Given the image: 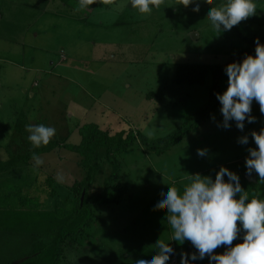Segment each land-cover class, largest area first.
<instances>
[{"label": "rangeland", "instance_id": "rangeland-1", "mask_svg": "<svg viewBox=\"0 0 264 264\" xmlns=\"http://www.w3.org/2000/svg\"><path fill=\"white\" fill-rule=\"evenodd\" d=\"M213 2L219 6L224 0ZM254 2L256 13L249 18L264 17V0ZM181 3L162 0L151 13H139L130 0H94L83 9L78 0H0V161L31 150L28 124L54 127L51 139L60 143L78 144L79 125L91 122L111 134L132 128L154 139L202 109L215 77L211 73L204 85L177 84L178 65L220 66L248 50L254 55L250 42L230 37L238 30L264 43V24L247 18L233 27L234 33L233 28L217 33L206 17L212 4L201 2L199 12H193L192 4ZM220 79L222 93L227 87L224 72ZM219 108L198 132L162 155L140 142L120 154L125 199L98 210L91 241L86 248L76 242L69 246L64 261L135 264L155 253L153 242L159 238L175 251L167 264H180V253L195 249L188 241H170L166 208L157 206V200L167 186L182 191L188 174L214 179L224 166L239 176L250 197L264 198V181L255 173L249 181L245 168L247 149L256 147L251 132L264 127L259 105L253 102L256 120L245 121L242 132L234 122L228 129L217 126ZM22 117L25 122L18 129ZM243 135L249 137L247 145L237 142ZM200 148L207 150L206 156L197 155ZM105 152L102 147L94 157L101 170L91 195L103 190L104 179L114 171ZM40 158L42 165L13 168L0 181L10 180L31 199L54 207L58 196L49 195L50 177L63 190L82 180L85 170L80 155L65 148Z\"/></svg>", "mask_w": 264, "mask_h": 264}, {"label": "clouds", "instance_id": "clouds-1", "mask_svg": "<svg viewBox=\"0 0 264 264\" xmlns=\"http://www.w3.org/2000/svg\"><path fill=\"white\" fill-rule=\"evenodd\" d=\"M93 2L78 0L79 9ZM161 2L130 0L131 7L139 13H151ZM201 2L213 5L206 17L217 33L230 31L242 20L255 15L257 9L254 0H224L219 6L213 0H182L181 5L192 4V11L199 12ZM254 44V55L246 54L240 61L228 63L223 68L227 87L215 94L222 116L218 127L228 129L230 122H234L242 132L245 121L254 123L256 120L251 115L253 102L259 105L260 114L264 116V43L256 38ZM25 131L33 148L47 145L56 133L54 127L43 123L28 124ZM251 137L256 147L247 149L246 174L255 173L264 181V127L259 132L252 131ZM248 140V135H243L237 142L247 145ZM206 154V149H197L198 156ZM31 159L34 168L44 163L35 152ZM185 179L182 191L167 186L157 200V206L166 208V221L172 231L170 241L178 244L188 241L195 249L191 253L181 252L180 264H194L205 257L208 264H264V198L250 197L242 188L239 176L224 166L215 172L214 179L200 173L188 174ZM234 240L242 242L233 245ZM153 243L155 253L136 260L135 264H167L175 255L169 242L157 238ZM222 246V253L214 251Z\"/></svg>", "mask_w": 264, "mask_h": 264}, {"label": "trees", "instance_id": "trees-1", "mask_svg": "<svg viewBox=\"0 0 264 264\" xmlns=\"http://www.w3.org/2000/svg\"><path fill=\"white\" fill-rule=\"evenodd\" d=\"M248 19L264 24V17ZM234 30L235 28L232 29L233 33ZM230 38L248 41L252 48H255L254 39L259 38L262 42L260 37L246 36L238 30ZM246 54H250V50ZM242 58L243 56L239 54L228 63L240 61ZM228 63L220 66L178 65L175 72L177 84L204 85L211 73L215 81L211 85L210 98L206 105L165 136L151 139L141 131L132 128L111 134L92 122L84 123L78 128L81 135V141L78 144L60 143L59 140L50 139L47 145L39 148L32 147L24 154H11L8 160L0 161V176H3L13 168L33 165L31 156L34 152L40 156L58 148H65L80 155V165L85 170L82 180L75 181L73 186L63 190H58L59 185H56V180L50 177L47 182L51 187L49 195L50 197L58 196L54 207H46L35 199H31L22 193V186L16 187L10 183V180L0 181V264H70L64 261L66 249L75 242L78 246L86 248V244L91 241L89 231L100 218L97 215L98 210L118 204L126 197L119 155L138 142L143 144L147 151L162 155L182 142L191 132H198L219 107L215 94L221 92L220 76ZM24 122L25 119L20 118L18 129ZM102 147L106 149L104 159L114 166V171L104 179L103 190L91 195L90 189L101 170V163L95 161L94 157ZM83 191L85 195L82 201ZM241 242L242 240H234L233 245ZM214 251L222 253L224 248L222 246ZM194 264H208V259L205 257L204 260H197Z\"/></svg>", "mask_w": 264, "mask_h": 264}, {"label": "water", "instance_id": "water-1", "mask_svg": "<svg viewBox=\"0 0 264 264\" xmlns=\"http://www.w3.org/2000/svg\"><path fill=\"white\" fill-rule=\"evenodd\" d=\"M247 179L249 181H254L255 180L254 173L251 176L247 175ZM84 195H85V191H83L82 196H81L82 201H83Z\"/></svg>", "mask_w": 264, "mask_h": 264}]
</instances>
